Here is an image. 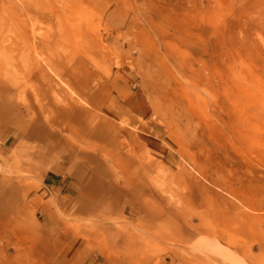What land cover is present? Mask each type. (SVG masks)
<instances>
[{
  "label": "rangeland",
  "instance_id": "374dc122",
  "mask_svg": "<svg viewBox=\"0 0 264 264\" xmlns=\"http://www.w3.org/2000/svg\"><path fill=\"white\" fill-rule=\"evenodd\" d=\"M56 7L23 16L34 51L8 38L0 5V107L17 109L0 120L14 129L0 145V264H229L215 242L231 264H264V0ZM66 91L83 119L59 116ZM111 99L125 111H103ZM104 119L118 133H100ZM48 167L81 177L77 195L43 193Z\"/></svg>",
  "mask_w": 264,
  "mask_h": 264
},
{
  "label": "bare ground",
  "instance_id": "6f19581e",
  "mask_svg": "<svg viewBox=\"0 0 264 264\" xmlns=\"http://www.w3.org/2000/svg\"><path fill=\"white\" fill-rule=\"evenodd\" d=\"M87 4V0H0V5L3 6V8H10L12 13L11 17V25L8 28V38L12 40L16 36H20L23 39H26L27 41H31L32 47L34 51H37L38 43H40V39L37 33L30 30L29 27L23 24L24 15L27 11L30 9H45V8H53L54 6L57 7L59 10H63L65 12L73 13L74 10L77 12L83 13L85 6ZM9 14V15H10ZM21 16V18H19ZM67 17L69 20H67ZM67 17H64L60 19L57 17L58 20H62L61 24L59 25L61 29L68 28L70 25V19L71 14L67 15ZM19 19V20H18ZM21 20V22H20ZM72 20V19H71ZM7 30V29H6ZM5 29H0V37L5 38L6 34H4ZM55 77H58V73H53ZM62 85H66L68 87L67 83H62ZM58 85H52L51 89L52 91L56 90L58 88ZM70 90L71 88L68 87ZM71 92L73 90H70ZM66 97V108L65 110L59 111V116L65 117V118H74L77 121L83 119L85 115V109H79V107H76V104H72V102L69 101V98L72 99L70 92L66 91L65 96ZM106 122H100L98 123V131L100 133H118L117 127L114 126L109 122L108 119H104ZM37 123L38 121H34ZM19 129H22V127H18ZM31 132H28V135H31ZM118 137V136H117ZM119 147L121 148V144H119ZM244 201V200H243ZM245 202V201H244ZM208 244V243H207ZM205 249L210 254H216L220 259L226 260L227 263L231 264L230 257L225 255L224 249L222 246H220L219 243L215 242L212 245H208L205 247Z\"/></svg>",
  "mask_w": 264,
  "mask_h": 264
},
{
  "label": "crops",
  "instance_id": "0c3cea01",
  "mask_svg": "<svg viewBox=\"0 0 264 264\" xmlns=\"http://www.w3.org/2000/svg\"><path fill=\"white\" fill-rule=\"evenodd\" d=\"M117 73H122L117 71ZM126 73V72H124ZM136 83L132 82L131 87L129 90V94L133 93V89L135 88ZM103 111L107 112L110 115H117L123 111H125L124 105L116 99L109 100L104 106L101 108ZM17 114V109L8 108V107H0V120H7L11 121L12 115ZM20 126V125H19ZM18 126V127H19ZM17 127V128H18ZM14 129L12 125L4 127L0 130V145H8V141L13 137ZM29 132V131H28ZM21 151V150H20ZM19 151V152H20ZM54 154V153H52ZM19 159V154L15 155ZM23 157V154H22ZM49 171V172H48ZM37 173H40V180H41V190L43 193L46 192H54L59 194L60 196L71 197V195H77L76 191L80 190V181L81 177L73 176L70 178L69 176L61 175L60 173L51 172L50 167L46 169L42 168ZM86 188V187H85ZM66 189V193H62V190ZM74 198V196H72ZM77 250H70V252L74 253ZM78 261L74 259L72 262L73 264H80L82 259L76 258ZM87 261H84L86 264Z\"/></svg>",
  "mask_w": 264,
  "mask_h": 264
}]
</instances>
